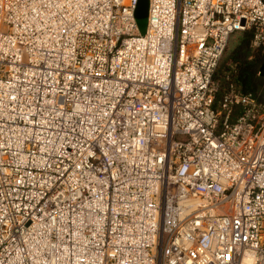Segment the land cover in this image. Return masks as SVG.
Instances as JSON below:
<instances>
[{"label":"built area","instance_id":"2783aa9c","mask_svg":"<svg viewBox=\"0 0 264 264\" xmlns=\"http://www.w3.org/2000/svg\"><path fill=\"white\" fill-rule=\"evenodd\" d=\"M139 1L0 0V264H264V0Z\"/></svg>","mask_w":264,"mask_h":264},{"label":"trees","instance_id":"16d2710c","mask_svg":"<svg viewBox=\"0 0 264 264\" xmlns=\"http://www.w3.org/2000/svg\"><path fill=\"white\" fill-rule=\"evenodd\" d=\"M147 5V0H140L136 10L137 19L147 17ZM242 34L240 40L224 51L214 72V105L217 106L223 95L233 87L242 93H252L264 109V74H260L264 67V44L252 49V31H243Z\"/></svg>","mask_w":264,"mask_h":264},{"label":"rangeland","instance_id":"374dc122","mask_svg":"<svg viewBox=\"0 0 264 264\" xmlns=\"http://www.w3.org/2000/svg\"><path fill=\"white\" fill-rule=\"evenodd\" d=\"M136 24H137V28L139 30L140 33H143L145 31V28H146V25H147V17L143 18V19H136ZM248 31V30H246ZM242 32L239 33V32H236V33H233L231 35V37L229 38L228 40V43H227V47L225 49V51L233 44L235 43L236 41L240 40L242 38ZM250 47L252 49H256V48H253L251 45ZM224 55V54H223ZM223 57V56H222ZM222 59V58H221ZM260 74H263L262 72Z\"/></svg>","mask_w":264,"mask_h":264},{"label":"water","instance_id":"95a60500","mask_svg":"<svg viewBox=\"0 0 264 264\" xmlns=\"http://www.w3.org/2000/svg\"><path fill=\"white\" fill-rule=\"evenodd\" d=\"M148 1V0H147ZM140 2V1H139ZM137 19V18H136ZM262 73L264 74V67H263V69H262Z\"/></svg>","mask_w":264,"mask_h":264},{"label":"bare ground","instance_id":"6f19581e","mask_svg":"<svg viewBox=\"0 0 264 264\" xmlns=\"http://www.w3.org/2000/svg\"><path fill=\"white\" fill-rule=\"evenodd\" d=\"M147 7H148V5H147Z\"/></svg>","mask_w":264,"mask_h":264}]
</instances>
